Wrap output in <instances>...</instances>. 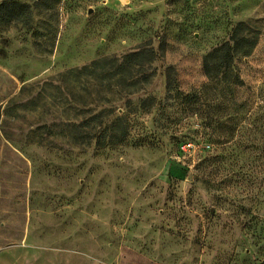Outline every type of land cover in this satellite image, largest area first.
Masks as SVG:
<instances>
[{
  "label": "rangeland",
  "instance_id": "rangeland-1",
  "mask_svg": "<svg viewBox=\"0 0 264 264\" xmlns=\"http://www.w3.org/2000/svg\"><path fill=\"white\" fill-rule=\"evenodd\" d=\"M0 264H264V0H0Z\"/></svg>",
  "mask_w": 264,
  "mask_h": 264
},
{
  "label": "trees",
  "instance_id": "trees-1",
  "mask_svg": "<svg viewBox=\"0 0 264 264\" xmlns=\"http://www.w3.org/2000/svg\"><path fill=\"white\" fill-rule=\"evenodd\" d=\"M234 46L225 44L219 48H216L212 53H210L204 59V70L210 81V85H215L217 88L220 84H228L225 90L230 92V87L240 86V79L238 75H234L235 67V55L232 54L233 48L235 49L241 41L233 39ZM139 55L134 54L128 57V60H135ZM237 103H230L227 99L219 100L215 109L217 113H220V117L214 121L216 128L224 129L226 128V122L222 121L221 117L224 113L234 110L237 107ZM242 108V107H241ZM234 118L228 117V121H233Z\"/></svg>",
  "mask_w": 264,
  "mask_h": 264
}]
</instances>
